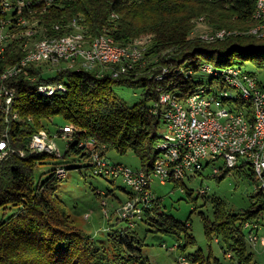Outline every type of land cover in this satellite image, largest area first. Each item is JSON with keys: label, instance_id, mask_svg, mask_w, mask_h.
<instances>
[{"label": "trees", "instance_id": "obj_1", "mask_svg": "<svg viewBox=\"0 0 264 264\" xmlns=\"http://www.w3.org/2000/svg\"><path fill=\"white\" fill-rule=\"evenodd\" d=\"M32 1L37 9L34 16L48 34L59 36L79 29L91 39L107 33L120 45L146 37L148 64L145 68L137 64L118 78L106 72L98 75L96 70L59 71L53 81L65 83L67 89L50 97L37 94L18 77L13 79L17 92L14 106L20 112V120L12 123L9 134L12 145L24 150L25 155L12 154L0 163V264H144L143 240L135 229H114L111 225L108 246L100 249L73 225L66 203L55 194L59 179L55 169L45 180L35 181V166L50 155L31 152V136L41 128L51 130L49 123L58 116L77 130L64 158L77 156L87 160L77 141L90 139L97 145L107 144L120 154L133 151L140 168L150 172L157 156L162 120L152 112L153 104L149 101L157 99L158 87L181 89L185 96L197 84L185 78V71L198 69L203 63L243 67L248 61L264 70V35L247 32L258 22L253 16L256 0H58L44 12L41 0ZM200 17L208 30L227 28L244 32L223 41L201 40L192 36ZM13 48L17 49L15 56H21L17 44ZM159 64L168 71L163 79L155 80L149 73L156 74L161 67L149 70ZM3 65L0 62V70ZM112 84L144 87V97L129 106L116 96ZM233 169L246 171L228 168L213 176L219 182ZM247 169L249 178L256 181L253 169ZM170 182L175 188L183 186L182 179ZM185 190L191 199V189ZM255 196L257 200L249 208L237 212L228 211L221 199L214 198L213 219H204L208 242L214 236L219 238L223 253L233 252L239 264L252 260L246 234L259 225L263 208L258 189ZM144 214L155 220L157 230L179 237L183 233L187 242L194 241L190 224L165 213L160 198ZM117 221L122 222L118 218ZM195 255L194 262L199 254ZM213 264L221 262L214 259Z\"/></svg>", "mask_w": 264, "mask_h": 264}, {"label": "built area", "instance_id": "obj_2", "mask_svg": "<svg viewBox=\"0 0 264 264\" xmlns=\"http://www.w3.org/2000/svg\"><path fill=\"white\" fill-rule=\"evenodd\" d=\"M56 1L41 0L42 12ZM34 4L32 0H0V62L6 61L0 70V163L12 154L25 155L24 150L12 145L9 134L12 123L20 120V112L14 106L15 77L37 94L50 97L67 89L65 83L53 81L55 76H44L62 62L66 66L58 72L68 68L96 70L98 75L106 72L114 78L126 74L137 64L141 68L148 64L146 37L120 45L107 33L91 39L79 29L59 36L48 34L34 16L37 11ZM253 16L258 22L247 32L260 36L264 34V0H256ZM200 26H206L203 17L196 22L192 36L207 42L243 33L227 28L196 33ZM14 44L21 50L19 57L15 56ZM199 68L211 73L217 81L215 87L195 85L185 96L181 89L176 92L158 87L151 110L159 114L164 129L159 130L157 156L150 172L110 162L93 140L77 141V146L86 152L94 175L121 179L132 189L120 206L122 218H130L132 213H139L148 206V186L154 180L160 184L172 179L183 180L202 173L209 166L216 175L228 168L251 167L264 208V87L260 86L256 75L238 65L217 67L203 63ZM167 71L163 66L156 74L150 72L149 75L161 80ZM191 72L188 70L185 78H190ZM76 131L70 123L59 126L56 134L41 128L31 137V152L64 158L65 152L57 146L55 137H61L67 147L75 139ZM54 172L62 179L67 169L58 165ZM246 225L249 227L248 223ZM254 226L256 228L246 237L252 245L259 242L264 249V237L258 234L259 225Z\"/></svg>", "mask_w": 264, "mask_h": 264}, {"label": "rangeland", "instance_id": "obj_3", "mask_svg": "<svg viewBox=\"0 0 264 264\" xmlns=\"http://www.w3.org/2000/svg\"><path fill=\"white\" fill-rule=\"evenodd\" d=\"M206 29V26H200L196 33L206 31ZM147 45L149 46V43ZM1 63L5 64V61ZM65 66L66 64L62 62L53 67L51 71L44 73L45 78L55 76L58 69ZM157 67L162 68L163 66L161 64L150 66L149 71ZM243 67L254 72L258 81L264 85L263 69L248 61ZM190 69L188 68V70ZM191 70L190 79L196 82V85L205 87H215L217 85V81L212 78L211 73L202 68ZM112 90L119 99L129 106L144 97V87L141 86L112 84ZM176 92H178V89H176ZM149 102L150 104L153 103V101ZM63 124V119L56 116L49 123V126L51 131L56 134L59 126ZM163 129L164 125L162 123L159 130ZM55 142L64 153L66 149L65 141L61 137H55ZM97 146H99L98 150L104 153L112 163H121L134 170L141 167L138 156L131 150H128L125 154H120L109 148L107 144ZM58 165H63L67 172L65 177L56 180L55 194L66 203L73 225L90 237L92 244L97 248L104 249L108 246L107 237L111 225L114 229H124L128 226L135 229L143 240L141 253L145 258L144 264H213L214 259H218L221 264H239L233 252L223 253L219 238L214 236L213 240L208 242L205 236L204 219H213L214 198L221 199L225 208L234 212L249 208L257 200L255 192L257 191L258 180L253 181L249 178L248 169L243 172H237L233 169L218 182L213 176V169L210 166L205 167L201 175L197 174L191 178L185 177L183 186H177V188L170 181L166 184H160L157 180H154L150 187L148 186L150 190L148 206H145L141 212L132 213L129 216L130 218L125 219L119 214L120 206L132 189L121 179L103 178L94 175L87 166L89 165L88 161L81 157L57 158L46 156L34 168L36 183L48 178ZM184 188L191 189V199L187 197ZM156 198H160V206L165 213L190 224L189 230L194 241L187 242L183 233L179 237L176 234L157 230L155 220L146 217L144 214L145 209L150 208ZM8 212L11 213L12 211L8 210ZM152 215L154 216V214ZM117 218L122 222H118ZM259 221L258 234L260 237H264V208L260 210ZM247 228L249 227L247 226ZM246 245L247 250L251 252L252 260L251 263L242 264H264L262 245L259 242L252 245L247 237ZM196 253L199 256L198 260L194 262Z\"/></svg>", "mask_w": 264, "mask_h": 264}]
</instances>
